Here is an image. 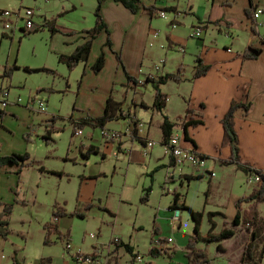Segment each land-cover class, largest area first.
I'll use <instances>...</instances> for the list:
<instances>
[{"label":"rangeland","instance_id":"rangeland-1","mask_svg":"<svg viewBox=\"0 0 264 264\" xmlns=\"http://www.w3.org/2000/svg\"><path fill=\"white\" fill-rule=\"evenodd\" d=\"M96 6L97 0H0V12H24L30 7L34 9L33 20L38 28L36 32L22 30L27 23L22 19L18 22L16 30L8 31L4 28V21L0 16V84L3 82L11 89V101L23 106L17 118L13 116L7 120V126L0 124V142L3 144L1 149L3 154L9 155L14 152L28 153L30 159L27 162L36 161L32 166L25 167L20 175L17 165L11 164L14 170L3 179L5 184L11 182L16 185L11 191L10 200L6 190L0 189L2 201L15 203L16 198L25 201V204L14 205L10 218L12 233L8 238L0 237V259L8 261L9 264L15 263L14 256H11L16 252L25 256L24 264H36V260L42 256L52 257V264H116L118 261L119 264H141L131 260L133 257L125 248L117 247L115 238L133 245L140 255L153 264H178L184 257L173 256L176 252L177 232L170 229L169 219L165 218L175 193L182 194V202L185 201L188 206L203 212L201 235L205 236L211 227L208 213L216 204L225 202L230 194L245 196L253 191L243 172L235 171L230 167L233 165L221 164L220 160L212 157H209L206 168H187L199 173L198 175L203 174L202 179L185 180L183 183L177 176L179 179L175 182L169 181L167 169L162 166L156 168L159 157L165 158L162 161H168L167 157H164L163 133L157 124L152 126L150 134V139L156 142L151 153L154 154L143 163L131 161L126 154L113 155L114 142H109V149L102 146L104 141L101 138V128L86 124L82 127L81 137L73 135L75 124L90 114L87 100L80 96L84 65L70 70L60 62L59 56L63 50L67 53L72 48L66 44L68 37L80 36L83 31L95 25ZM169 15L172 16L171 13ZM170 19H154L153 28L160 30L161 38L149 49V54L153 57L154 66L162 67V61L167 59L166 70L175 71V66L184 58L180 65L190 70V66L195 63L194 55L199 42L196 39L199 38L190 37L191 41H187V33L183 29L178 30L176 35L187 43L186 53L177 50L166 55L169 50L163 49L161 44L166 37V31L173 29ZM11 20L15 21L14 18ZM2 32L11 36L2 39ZM212 34L221 33L212 31ZM235 34L242 37L244 32L235 31ZM217 38L219 43H228L220 36ZM14 64H17L19 69L17 68L11 77H5V69ZM26 67L35 71L30 72ZM147 74H144L143 79ZM147 86L138 88L146 93L144 98L150 100L155 90L152 84ZM115 87L114 95L124 102L125 111L131 110L133 113L132 95L125 96L119 84ZM169 88V91H174L173 87ZM36 94L47 104L44 113L37 112V104L34 106L29 103L30 98ZM19 98L22 103H19ZM184 102L181 97H173L174 113H182ZM146 112L138 110L136 118L143 119L148 126L150 117ZM29 115L34 117L33 121L28 123ZM129 122L130 119L115 120L107 127L124 129ZM52 128L54 131L49 143L44 136L48 134V129ZM173 135L185 137L184 129L176 128ZM134 144L135 148L141 145L143 147L140 141ZM91 145L100 150L90 152ZM215 162L216 176L212 180L210 172ZM222 177L226 181L220 186L217 182ZM148 187H152L150 200L143 203L141 199ZM16 189L18 194L15 193ZM56 205L66 208L68 212L63 225L59 222V229L64 237L60 238L53 232L51 243L46 244L44 225L53 220ZM259 208L261 220L255 228L261 233L263 230L260 240V246L263 248L264 203L260 204ZM228 213L234 214L232 209ZM82 214H85L86 218L81 217ZM215 220L219 226L217 231H221L224 228V218L216 216ZM181 223L182 227L177 229L180 235L187 237L194 233L195 222L189 210H183ZM156 229L158 234L155 233ZM69 232L71 254L92 253L94 248L98 247L107 254L106 257L103 256L101 261L93 263L73 259L66 250V241L69 239L66 235ZM91 234L95 237L92 238ZM170 235L175 243L173 250L169 251L171 255H152L150 250L153 239L156 236L168 238ZM250 241V234L239 228L236 238L222 243L202 242L201 246L207 249L210 264H239L245 245ZM4 242H8L6 247H3ZM219 244L222 245V250L218 249ZM109 246L112 249L108 251ZM186 252L187 249L185 254Z\"/></svg>","mask_w":264,"mask_h":264},{"label":"crops","instance_id":"crops-1","mask_svg":"<svg viewBox=\"0 0 264 264\" xmlns=\"http://www.w3.org/2000/svg\"><path fill=\"white\" fill-rule=\"evenodd\" d=\"M143 1L147 5L176 8V11L170 12L172 15L170 16V25L172 26V21L174 20L178 23V26L176 28L172 26L173 29L169 32L166 31V37L161 44L163 49L169 50V52H166V55H169L172 51L180 50L182 46H185V52L183 53H186L187 43L183 42V40L176 35L178 30L183 29V31L187 33V41H191L190 37L194 39L191 36L193 30L199 26L203 27V36L196 39L199 42L194 56L197 58V56L200 55L204 63L211 66V69L207 74L201 77L199 76L197 79H191L194 73V66L196 65L195 58V63L190 66L191 69H186V81L181 83L170 81L162 87L163 91L170 94V99L165 109V113L170 117V120H175L178 117L189 118L190 116H194V114L186 115L188 109L194 110L195 114H202L205 121L204 124L196 128L190 127V136L196 141L197 150L201 151L205 156H210L221 162V159H228L232 151L230 146H222L225 136L222 123L223 117L230 109V105L233 101L251 104V111L249 114H246L244 109H240L237 112L236 127L240 136L241 154L243 160L247 162V164L249 163L256 168L264 169V0ZM257 8L263 9V13L255 19L253 18V12ZM103 13L111 30L113 50L106 44L107 34L105 32L94 41L89 60L86 63L81 62L79 64L84 65L80 96H83V98L87 100L88 110H90V114L93 116L104 114L109 96L112 93L114 94V91H116L115 86H118V84L123 88L122 93L126 94V96L128 95V97L132 95L131 102L135 100L137 104L145 102L148 105H152L155 93L152 95V99L146 100L144 98L146 93L138 87L127 91L128 79L123 67L118 62L114 50L121 52L128 72L132 76L142 80H144V74L147 73H151L154 76L160 73L175 72L181 66L180 64L184 62V58L175 66V71L166 70V63H168L167 59H164L165 64L156 71L157 65L154 66L153 57L149 54V49H152L156 41L161 38L160 30H155L153 28L154 19L160 17L158 13L154 16L143 11L133 13L122 2L120 3L114 0L106 1ZM256 21L259 23L258 32L253 30ZM207 22L210 23L207 24ZM212 31H218L221 34L214 35ZM235 31H242L244 34H242L241 37L240 34H235ZM4 33L5 32H2L1 34L2 39L7 38L3 37ZM6 34L9 35L8 33ZM217 36L222 37L225 41L227 40L228 43H219ZM169 40L172 42L170 48L168 47ZM80 42L81 37L79 35L68 37L66 44L71 45L72 48L65 54H71ZM247 50H257L258 56L256 58H245L244 53ZM102 51L106 54V65L99 73H95L93 65ZM64 52L66 51L63 50V53ZM147 75L149 76L150 74ZM169 87H173L174 91H169ZM120 92L121 91H118V93ZM10 96L11 89L9 88V97ZM114 96L116 100L121 101L116 95ZM175 96L181 97L182 100L185 101L182 113H174L173 111L172 100ZM11 104L6 110L0 113V124L4 127L7 126V120H10L13 116L17 118L23 108L22 105L16 104L13 101H11ZM202 104H204L205 107H203ZM132 107L135 119L145 124V127L139 132L140 136L152 140L150 139L152 126L157 124L161 130L163 115L153 109H144L141 106L139 107L133 104ZM138 110L147 111L146 113H149L150 120L148 126L143 119L136 118ZM29 116L30 119L28 123L33 121L34 115ZM130 123L131 122H129L124 129L116 130H125L132 125H130ZM146 126L148 128H146ZM181 127L180 125L177 126V128ZM123 139L119 147L118 143H113L112 146L114 148L112 149H115L113 155L119 156L120 154H126L131 161L143 163L146 161V158L154 154L151 153L156 143L150 149L149 154H144V145L143 147L141 145V147L135 148L134 143L138 140L130 136H126ZM183 144L186 146L191 145L190 142H184ZM1 145L3 144L0 142V156L9 155L3 154L4 152H2ZM101 145L108 149L110 148L109 143L105 144L103 142ZM97 150H100V148ZM164 157H167L168 161H162L165 158L159 157L157 159L158 165L156 168L160 166L165 167L167 169V179L169 181L172 180V182H175L178 178L177 176H179L180 181L184 183L186 175L197 176L199 174L187 168L186 170L185 168H177L175 166V160L169 154L166 145ZM11 164L12 163L2 166L0 163V189L6 190L8 200L12 198L11 191L16 188V185L13 183L10 182L5 184L3 180L5 175L14 170ZM216 165L215 162L212 171H214ZM221 167L224 168L225 166ZM230 167H232L231 169H235V171H241L234 164ZM180 172L184 173V176L181 174L179 175ZM244 176L247 181L250 179L246 173H244ZM213 179L214 177L212 180ZM225 181V178L222 177L217 183L221 186ZM249 184L253 187L252 189L255 188V185H253L250 180ZM241 197L242 196L230 194L225 202L216 204L211 211L223 212L229 217L231 216L230 219H232L237 213L236 201ZM231 209L232 212H234L233 215L228 213ZM166 213L165 218L167 220L169 219L170 229L173 232H177L176 252L173 256L183 255L185 261L183 259L179 263H183V261L186 262L185 248L190 236L186 237L180 235L177 230L182 227L181 219L183 212H181L180 221L177 223H174V212H172L170 206ZM67 216L59 220L60 225H63ZM161 233L164 234L163 231H161ZM7 244L8 242H4L3 247H6ZM111 249L112 247L109 246L108 251ZM98 255L99 259L96 261L99 262V260L101 261L103 256L106 257L107 254H104L103 250L99 248ZM13 256L17 257L19 264L25 263V256L17 252L11 257ZM42 257L36 260V264H40ZM86 263L93 262L87 261ZM0 264L9 263L8 261L4 262L0 259Z\"/></svg>","mask_w":264,"mask_h":264},{"label":"trees","instance_id":"trees-1","mask_svg":"<svg viewBox=\"0 0 264 264\" xmlns=\"http://www.w3.org/2000/svg\"><path fill=\"white\" fill-rule=\"evenodd\" d=\"M107 0H97V6L95 9V25L91 29H87L80 34L81 42L76 46L75 50L71 54H65L60 53L59 60L62 64H65L68 66L70 70L74 69L76 66H78L81 62H87L90 58L92 48L94 41L100 37V35H103L102 33L107 34V42L106 44L113 50V40H112V34L111 30L107 24V21L104 17L103 9L104 5H106ZM118 2H122L128 9H130L133 13H139L141 11L146 12L152 16L156 15L157 13L161 11H176V8H169V7H158L156 5H147L144 3L143 0H114ZM256 10H254V14ZM3 12H0V14ZM252 14L251 12H249ZM253 14V18H254ZM210 22H207V24ZM258 25L259 23L256 21L255 25L253 26V30L255 32H258ZM38 31V28H35L31 30L30 32H36ZM56 31V29H54ZM10 35H7L6 33L3 34V37H9ZM172 46V42L169 40L168 47L170 48ZM115 54L117 56L119 64L123 67L127 79H128V86L127 91L129 89H134L137 87L146 86L149 84H152L155 90L154 94V102L152 105H148L145 102H141L140 104H137L136 101H133V105L141 106L144 109H153L154 111H158L163 115V121L161 124V130L163 133V144L168 146L170 144L171 138L173 137L174 130L177 128V126H182L185 132V138L188 142L194 147V149L197 150V143L196 141L191 138L189 128L190 127H198L200 125L204 124V119L202 114H195L194 110L188 109L187 110V116L188 114H194V116H190L189 118L186 117H178L177 120H170V117L165 113V109L167 108L168 101L170 99V94L168 92L163 91L162 87L166 85L170 81H175L177 83H181L183 81H186L187 78L185 76L186 68L185 66L181 65L175 72H166V73H160L156 75H149L146 77V79L142 80L138 77L132 76L124 64V59L122 57L121 52L115 51ZM258 56L257 50H247L244 53L245 58H256ZM106 54L104 51L100 54L97 61L93 65V70L95 73H99L104 66L106 65ZM163 64H165V60L163 61ZM19 69V66L17 64H14L11 67L6 68L4 76L5 77H11L12 73ZM211 69V66L208 64H205L202 57L199 55L196 58V65L194 66V73L191 77V79H197L199 76H203L209 72ZM26 70L33 72L35 69H32L30 67H26ZM159 72V71H158ZM127 93V92H126ZM126 96V94H125ZM203 107H205L204 104H202ZM240 109H244L246 114H249L251 111V104H245L238 101H233L230 105V109L226 113V115L222 119V123L224 126L225 136L222 143V146H230L231 147V156L228 159H221L222 164H234L236 167L246 173L249 177L254 175H259L260 183L258 186H256L253 191L245 196H242L236 201V208L237 213L230 220L229 216L223 212H215V211H209V222L211 224L210 230L208 231L207 235L202 236L201 235V225L203 220V212L197 211L193 209L192 207L188 206L185 201H181L182 194L175 193L174 201L170 205V209L173 211L180 210L183 212V210H189L192 219L195 222L194 227V233L190 235L186 249L187 252L185 254L186 256V262L180 263V264H210L211 259L209 257V253L205 247L201 246L202 242L205 243H222L225 240L236 238L237 236V230L239 228L245 229L250 236L251 241L245 245L243 254L241 256V259L239 261V264H262V258L264 256V247L262 248L260 246V240L262 233L259 229L256 230V226L261 220L260 216V204L264 203V169L256 168L249 163L245 162L242 158L241 154V146H240V136L236 127V117L237 112ZM2 116V115H1ZM200 117V118H199ZM121 119H130V125L133 126V138L135 140L140 141L144 146L147 145L148 139L143 138L139 134V129L137 128L139 123L141 122L138 119H135V116H133V113L131 110L124 109V102L116 100L114 94H110L109 99L107 101V106L104 114L100 116H93L91 114H88L86 117H82L81 120H79L75 124V128L73 131V135L76 136L78 129H83L82 127L86 124L92 125L94 128H108L107 125L115 120H121ZM134 120V122H133ZM54 131V128L48 129V134L44 136V138L47 140V142H51L52 133ZM122 144V141L118 143L119 145ZM90 152L98 151L97 148L94 145L90 146L89 149ZM210 157V156H206ZM30 159V155L28 153L26 154H19V153H13L11 155L6 156H0V163L2 166L7 165L9 163H15L18 166V173L19 175L22 174V171L25 167L32 166L36 161L32 160L27 162V160ZM41 170H44V167L41 168ZM186 180L191 181L193 179H202L204 175H197V176H185ZM152 191V187H148L145 189V193L142 196L141 201L143 203H148L150 200V194ZM15 193L18 194L17 189L15 190ZM16 203H22L25 204V201H21L16 198L15 203H7L5 201L0 200V236H3L4 238H8L9 235L12 233L11 230V222L10 218L14 210V205ZM68 215V212L66 208L60 207L58 205L55 206L53 210V220L50 222H47L44 225L45 229V243L49 244L51 243V235L53 232L57 233L60 238L64 237V234L59 229V220L62 217H65ZM83 218H86V215L82 214L80 215ZM216 216H222L224 218V228L221 231H217L218 222L215 220ZM155 233L158 234V229L155 230ZM68 238L70 237V232L66 235ZM70 242V238L68 239ZM153 242V241H152ZM117 247L119 248H125L127 252H129L132 255L133 261H137L138 256L140 253L135 249L133 245L130 243H126L125 241L118 239V241L114 242ZM219 250H222V245L219 244L218 246ZM67 252L70 253V248H66ZM98 247L94 248V251L92 253H76L71 254L72 258L79 261V258H83L81 262L85 261H96L98 260ZM151 254L154 256H161L162 253L156 252L154 249L150 250ZM164 255L170 256V253H166ZM14 264H19L17 257L14 256ZM40 264H52V257H42L40 260ZM116 264H119V261L116 262Z\"/></svg>","mask_w":264,"mask_h":264},{"label":"built area","instance_id":"built-area-1","mask_svg":"<svg viewBox=\"0 0 264 264\" xmlns=\"http://www.w3.org/2000/svg\"><path fill=\"white\" fill-rule=\"evenodd\" d=\"M170 12L168 11H161L158 13V15L162 18L165 19H170ZM256 14H254V18L257 19L262 13L263 9L257 8L255 11ZM2 17V20L4 21V28L6 30H16L18 28V22L20 20L25 19L26 20V26L24 31H31L36 28V24L33 20L35 16V11L34 9L27 8L24 12L21 10H18L16 12H11V11H3V13L0 14ZM12 18L15 19V21L11 20ZM9 20V21H6ZM172 26L176 28L178 26V23L176 21H172ZM191 36L193 38H200L203 36V27L199 26L196 29L193 30ZM180 50L184 52V48L180 47ZM160 66H156V70H159ZM22 99L19 98V102H21ZM29 103L34 105H38V110L37 112L39 113H44L46 112L47 109V104L46 102L39 97L38 94L32 96L29 100ZM11 101L9 99V88L6 87L3 82L0 84V113H2L8 106H10ZM145 124L143 122H140L138 125L139 132L141 131L142 128H144ZM83 135V130L80 128L77 130L76 136ZM126 136H130L133 138V126L127 127L125 130H116V129H111V128H103L101 129V138L105 142V144H108L109 142H114V143H119L123 138ZM188 142L187 139L183 136L179 135H173L171 138L170 144L167 146L169 154L174 158L175 160V166L177 168H193L196 170H200L201 168H206L207 163H208V157H206L201 151L194 149L193 146H186L184 145V141ZM155 141L153 140H148V143L146 146H144V154H149L150 149L155 145ZM211 176L215 177L216 173L214 171H211ZM184 176V173L180 172L179 175ZM250 182L256 186L260 183L262 179H260L259 175H254L250 177ZM181 217V211L176 210L174 211V223H177L180 221ZM91 237L94 238L95 235L91 234ZM114 241H118V238H115ZM174 239L172 237L168 238H163L160 236H156L153 239V246L151 249H154L158 253L166 254L170 253L171 250L175 247L174 245ZM66 247L71 248V244L69 243V240L66 241ZM170 251V252H169ZM83 258H79V261L81 262ZM137 262L141 264H153L152 261L145 259V256L139 255L137 258Z\"/></svg>","mask_w":264,"mask_h":264}]
</instances>
